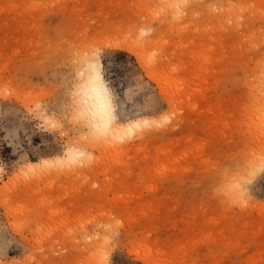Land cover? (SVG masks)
<instances>
[{
	"label": "rangeland",
	"instance_id": "1",
	"mask_svg": "<svg viewBox=\"0 0 264 264\" xmlns=\"http://www.w3.org/2000/svg\"><path fill=\"white\" fill-rule=\"evenodd\" d=\"M86 55L136 134L88 136ZM0 166V264H264V0H0Z\"/></svg>",
	"mask_w": 264,
	"mask_h": 264
},
{
	"label": "bare ground",
	"instance_id": "2",
	"mask_svg": "<svg viewBox=\"0 0 264 264\" xmlns=\"http://www.w3.org/2000/svg\"><path fill=\"white\" fill-rule=\"evenodd\" d=\"M106 48L131 51L129 47L120 43L108 44ZM97 66H99L102 79L108 86L103 73V63L101 57H90L89 55H86L83 58V66L80 70V72H82V81L77 84L74 92L76 97V102L73 106L74 109L78 112H81L89 124L92 123L88 130V136L93 133L99 134L100 136L105 137L109 142H114L116 141L115 138L123 137L125 133L136 134L140 128L145 126L146 121L137 120L128 124H118L117 120H108L106 111L102 107V102L94 90L96 87L95 75ZM104 142H102V144ZM67 151L68 152L66 156L58 157L56 159L57 163L74 166L78 160L85 159L87 157L86 151L84 149H80L76 143L70 144ZM80 153H83V155H80ZM47 162L50 161H44V163ZM56 162L52 161L50 165H56ZM37 165L39 164L32 163L29 165V167L35 168ZM1 170L2 168L0 166V172ZM95 254H98V252L96 251ZM98 256H100V254L96 255V258H98ZM95 264H101V261L97 260Z\"/></svg>",
	"mask_w": 264,
	"mask_h": 264
},
{
	"label": "snow or ice",
	"instance_id": "3",
	"mask_svg": "<svg viewBox=\"0 0 264 264\" xmlns=\"http://www.w3.org/2000/svg\"><path fill=\"white\" fill-rule=\"evenodd\" d=\"M95 84L96 87L94 90L96 91L97 96L102 102V107L106 111L108 120L115 121L117 119H125V114L120 111V105L121 103H123V101H120L114 90L105 84L104 80L102 79V74L99 70V66H97ZM80 155H83V153H80ZM261 172H264V168L261 169Z\"/></svg>",
	"mask_w": 264,
	"mask_h": 264
}]
</instances>
